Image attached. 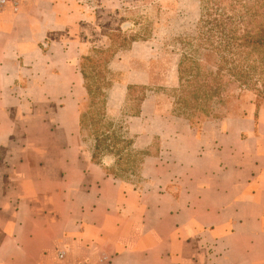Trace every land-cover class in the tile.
Returning <instances> with one entry per match:
<instances>
[{
    "label": "crops",
    "instance_id": "1",
    "mask_svg": "<svg viewBox=\"0 0 264 264\" xmlns=\"http://www.w3.org/2000/svg\"><path fill=\"white\" fill-rule=\"evenodd\" d=\"M75 3L0 10V264H58L60 250L87 264H264V103L201 131L153 113L160 149L127 187L83 152ZM30 102L48 105L44 142L22 125Z\"/></svg>",
    "mask_w": 264,
    "mask_h": 264
},
{
    "label": "trees",
    "instance_id": "2",
    "mask_svg": "<svg viewBox=\"0 0 264 264\" xmlns=\"http://www.w3.org/2000/svg\"><path fill=\"white\" fill-rule=\"evenodd\" d=\"M201 2L198 37L179 59L177 85L168 89L155 87L172 94V114L186 119L191 126L230 115L240 106L246 92L264 100V0ZM142 37L128 35L118 28L111 33L109 48L95 49L96 56L80 57L87 102L80 109L79 128L82 137L93 140L94 163L105 165V157L111 156L117 165H138L134 141L117 130L109 118L108 107L109 91L114 85L110 63L115 50ZM146 89V85H128L125 102L130 107L129 116L141 115Z\"/></svg>",
    "mask_w": 264,
    "mask_h": 264
},
{
    "label": "rangeland",
    "instance_id": "3",
    "mask_svg": "<svg viewBox=\"0 0 264 264\" xmlns=\"http://www.w3.org/2000/svg\"><path fill=\"white\" fill-rule=\"evenodd\" d=\"M74 7V29L79 37L81 56H96L95 49L109 48L112 42L111 33L118 28L128 35L143 36L142 39L115 50L110 64L113 72L110 77L113 78L114 85L109 91L108 107L109 118L115 123L117 130L134 141L133 149L137 157L135 163L138 161V165L120 166L111 156L104 159L110 171L120 174L118 178L124 185L139 189L144 182L141 175L144 159L158 153L161 146L157 139L150 144L152 135L147 132V126L151 124V115L155 112L171 115L173 112L172 94L168 90H158L155 87L163 86L168 89L177 85L178 62L183 52L190 50L192 43L196 42L203 3L201 0H76ZM130 82L149 87L145 90L147 100L141 118L129 116L130 107L124 102L126 86ZM28 94L34 96V88H28ZM75 97L80 99L81 109L87 102L85 87L80 86ZM253 103L260 105L264 100L258 99L252 92H246L240 106L235 107L230 115L245 112ZM59 105L56 104L57 107ZM24 109L25 114L30 115L22 123L30 131L27 137L34 142H44V134L50 128L44 117L48 112V105L44 102H30ZM223 117L226 116L219 118ZM201 126L196 124L194 127L201 131ZM78 136L75 135L77 141L70 139L69 142L80 143ZM81 138L83 152H92L93 140L82 136ZM4 151V148H0V160ZM140 157L143 159L141 162L138 160Z\"/></svg>",
    "mask_w": 264,
    "mask_h": 264
},
{
    "label": "built area",
    "instance_id": "4",
    "mask_svg": "<svg viewBox=\"0 0 264 264\" xmlns=\"http://www.w3.org/2000/svg\"><path fill=\"white\" fill-rule=\"evenodd\" d=\"M22 0H0V10L5 8L6 6H12L15 10H17L21 4ZM59 262L58 264H87L85 262H66V251L60 250L58 253Z\"/></svg>",
    "mask_w": 264,
    "mask_h": 264
}]
</instances>
